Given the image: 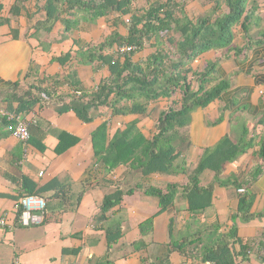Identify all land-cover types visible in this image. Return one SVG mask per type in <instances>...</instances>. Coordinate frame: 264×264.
I'll use <instances>...</instances> for the list:
<instances>
[{"label": "crops", "instance_id": "crops-1", "mask_svg": "<svg viewBox=\"0 0 264 264\" xmlns=\"http://www.w3.org/2000/svg\"><path fill=\"white\" fill-rule=\"evenodd\" d=\"M168 1L185 4V13L190 18L212 7V4L203 6L202 0H136L129 13L114 11L93 22H82L68 36L64 37L63 25L58 20L50 32L42 31L37 37L26 38L32 21L29 17L44 19L46 12L40 8L46 1L27 0L14 15L11 11L16 0H0L1 17L8 20L0 24V110L16 108V103L6 100L5 91L18 81L25 84L31 81L26 79L28 73L36 81L75 74L82 87L96 90L110 76L107 64H81L75 53L63 64L55 58L71 49L74 51L75 40L83 45H97L112 35L127 37L134 15L144 14L151 6ZM257 7L258 16L263 19L264 6L257 2ZM263 28V21L260 26L252 24L248 33L238 26L240 30L231 49L211 50L194 61L193 69L199 72L220 57L217 70L221 76L231 79L233 87L221 100L195 111L190 124L179 129L187 140L178 141L177 150L191 163H197L204 150L214 148L226 135L237 142L243 126L249 128V139L256 138V143L260 138L254 136L264 133V125L258 126L264 113V100L259 102L264 99V87L256 86V81L264 77V47L251 46L247 53L245 49L250 39L259 38ZM166 39L147 43L134 53V61L142 62L158 46H168ZM240 48L245 50L236 54ZM61 92L67 94L71 89L62 86ZM180 96L160 98L145 114L114 115L111 108L102 106L92 122H84L73 111L59 114L55 106L37 103L33 111L21 114L30 122L28 142L11 135L0 118V218L8 223L0 228V264H160L166 257L169 264H208L211 262L194 257L201 256L204 250L201 248L211 238L228 233L235 225L238 237L246 246L239 255V264H264V174L246 188L253 196L254 215L250 219L240 216L234 219L239 192L231 185L216 186L212 205L198 215L190 212L189 201L180 190L174 203L154 218L150 230L142 233L140 225L160 210L159 199L144 191L152 187L165 189L168 184L183 186L188 182L187 175L155 172L143 175L132 159L108 170L107 163L116 158V151L107 155V161L101 160L98 152L101 146H109L118 132L129 130L132 142L139 138L137 131L145 139H152L161 114L174 107ZM241 101L250 107L249 111H256L255 114L246 113L240 118L236 103ZM221 117L222 121L214 125ZM103 124L107 126L106 140H97L96 144L94 134ZM62 132L68 135L60 140ZM59 146H62L61 152L57 151ZM136 148L137 162L143 147ZM257 149L252 148L223 165L221 179L242 181L245 175L250 179ZM214 180L215 173L209 169L200 176L204 187ZM129 190L134 192L129 194ZM117 193H123L121 202L102 211L106 198L112 203ZM26 195H35L46 205L44 210L33 213L43 218L40 224L19 223L21 200ZM117 230L121 231V237L109 244ZM199 236L202 245L198 243L197 247L194 242L182 253L173 249L174 244L197 240ZM239 245L234 243L232 250L239 253Z\"/></svg>", "mask_w": 264, "mask_h": 264}, {"label": "trees", "instance_id": "trees-1", "mask_svg": "<svg viewBox=\"0 0 264 264\" xmlns=\"http://www.w3.org/2000/svg\"><path fill=\"white\" fill-rule=\"evenodd\" d=\"M26 1L16 0L12 7V14L17 15ZM45 1L44 7L40 8V11L46 12L45 18H34V15L29 17L32 21H30L26 38L37 37L42 31L50 32L58 20L63 25L65 37L78 30L82 22H93L114 11L127 14L136 2V0ZM201 4L203 6L212 4V7L200 12L194 18H190L185 13V4L179 5L178 2L168 1L153 5L146 13L133 16L127 37L112 35L97 45H83L75 40L74 51L71 49L55 58L63 64L74 57L75 53L76 59L81 64L96 62L107 64L110 76L102 80L96 90L90 91L82 87L75 74L64 78L59 76L40 78L36 81L37 78L28 73L26 79H32L31 81L28 80L26 84L18 81L5 91L8 94L6 100L11 104L16 103V108L13 109L12 106L13 110L8 112L16 115L30 112L34 110L37 103H40L44 106H55L59 114L73 111L84 122H92L96 117V111L102 106L111 108L114 115L145 114L149 106L160 98L181 95L180 99L173 103L174 107L168 108L161 114L152 139H145L137 131L136 136L139 138L136 142H132L127 130L118 132L109 146H101L102 149L98 151L101 152L99 153L101 160L105 161L108 154L116 151V158L107 163L110 168L108 170L132 159L143 175L153 172L187 175L188 182L183 186L168 184L165 189L152 187L144 191L145 194L159 199L160 210L140 225L142 233L150 230L154 218L174 203L180 190L189 201L190 212L198 215L212 205L216 186L231 185L238 192L244 189V193H238V212L234 215V219L240 216L247 220L254 215L252 213L253 196L247 193L246 188L254 185L264 174V133L254 136L260 138L256 143L254 142L256 138L249 139V128L243 126L237 142L231 135H226L214 148L204 150L197 163H191L177 150V142L187 140L184 133H179V129H184L190 124L191 115L199 109H206L216 100H221L222 96L233 87L231 79L221 76L217 70L221 61L220 57L214 62H209L203 71L199 72L193 69L194 61L211 50L231 49L238 26L248 33L254 20L257 24L261 22L256 0H202ZM224 5L227 10L224 9ZM2 9L0 5V24L8 21L2 19ZM258 34L259 38L250 39L247 42L246 53L251 46L264 47V28ZM165 37H167L168 46L160 45L144 61H134V53L142 50L147 43L159 42ZM123 45L136 46L137 50L120 56L117 49ZM245 49H236V54L242 53ZM66 85L71 92L59 94V87ZM256 86L264 87V77L256 81ZM76 92L81 94L77 96ZM43 93L46 94L47 99L42 97ZM263 100L262 98L259 102L263 103ZM236 106H238L237 113L240 118L246 113L250 115L256 112L249 111L250 107L242 101L237 102ZM222 119L223 117L214 125L219 124ZM1 122L3 126L8 123L5 118L1 119ZM259 122L258 126L264 125V113ZM106 127V124H103L94 134L96 144L97 140H106ZM65 135L68 134L62 132L60 140ZM135 144L140 148L143 147L139 154L142 156L138 155L137 162ZM255 147H258L254 153L257 160L250 171V179H246V175L242 181L221 179L223 165L232 163ZM57 151L61 152L62 146H59ZM104 153L107 154L103 155ZM206 169L215 173V180L204 187L201 185L200 176ZM133 192L134 190L128 191L129 194ZM122 196L123 193H117L112 203L106 198L101 210L106 211L119 204ZM218 228L216 225V229ZM113 234L115 236L112 241L109 240V244L121 237L120 230ZM200 239V236L197 240L187 239L183 244H174L173 249L182 253L184 248L194 242H197L196 245L198 243L202 245ZM234 243L240 244L239 253L232 250ZM197 247L195 246L194 249ZM201 249H204L201 256L194 258L202 262L239 264V255H242L246 246L238 237V227L235 225L228 233L211 238ZM191 254L194 256V253ZM167 260L168 257L165 261H160V264H169Z\"/></svg>", "mask_w": 264, "mask_h": 264}, {"label": "built area", "instance_id": "built-area-1", "mask_svg": "<svg viewBox=\"0 0 264 264\" xmlns=\"http://www.w3.org/2000/svg\"><path fill=\"white\" fill-rule=\"evenodd\" d=\"M136 46L133 45H123L118 47L117 52L120 56H123L127 53H131L136 51ZM77 96L81 93L76 92ZM42 97L48 98L46 94H42ZM0 118H5L8 122L6 125L8 127L9 132L15 138L22 142H28L31 139L30 132V122L26 120L21 114H14L5 110H0ZM244 189H240L239 193H244ZM22 204V213L19 217V223L24 226L32 225V224H40L43 221V218L38 215L33 214L34 212H39L45 209V203L42 202L39 197L35 195H26L21 200ZM8 223L5 218H0V228H5ZM211 264V263H208Z\"/></svg>", "mask_w": 264, "mask_h": 264}, {"label": "rangeland", "instance_id": "rangeland-1", "mask_svg": "<svg viewBox=\"0 0 264 264\" xmlns=\"http://www.w3.org/2000/svg\"><path fill=\"white\" fill-rule=\"evenodd\" d=\"M256 1H257V2H261V7L264 6V0H256ZM224 9L227 10V7H226L225 5H224ZM257 12H259V11H257ZM262 12H263V11H262ZM263 14H264V13H263ZM194 17H195V15L193 14V15H192V18H194ZM261 21L264 22V18L261 19ZM253 23H254L255 25H258V26L261 25V22H259V23L257 24V21H256V20H254ZM235 29H236V28H235ZM239 30H240V29H236L235 32L238 33ZM236 128H237V126H236ZM236 128H235V129H236Z\"/></svg>", "mask_w": 264, "mask_h": 264}]
</instances>
